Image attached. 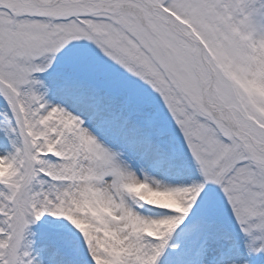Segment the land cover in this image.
Segmentation results:
<instances>
[{"label":"snow or ice","instance_id":"1","mask_svg":"<svg viewBox=\"0 0 264 264\" xmlns=\"http://www.w3.org/2000/svg\"><path fill=\"white\" fill-rule=\"evenodd\" d=\"M0 264H264V0H0Z\"/></svg>","mask_w":264,"mask_h":264}]
</instances>
